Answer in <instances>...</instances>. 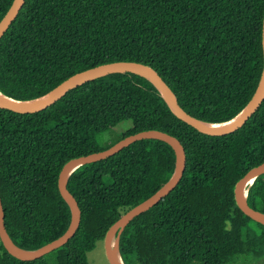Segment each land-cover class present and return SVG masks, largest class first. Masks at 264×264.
Segmentation results:
<instances>
[{
  "label": "trees",
  "instance_id": "1",
  "mask_svg": "<svg viewBox=\"0 0 264 264\" xmlns=\"http://www.w3.org/2000/svg\"><path fill=\"white\" fill-rule=\"evenodd\" d=\"M13 0H0V20ZM264 0H25L0 39V93L26 101L104 63L153 68L195 119L225 123L250 101L262 70ZM144 130L184 148L176 187L119 236L124 264H264V226L236 206L234 187L264 162V100L236 131L202 134L179 120L157 89L131 73L68 91L48 108H0V199L5 229L23 250L62 235L70 210L57 188L69 160ZM173 149L140 140L76 169L66 187L81 212L74 236L40 259L21 261L0 242V264H88L87 254L123 213L160 189L175 170ZM264 213V174L247 191Z\"/></svg>",
  "mask_w": 264,
  "mask_h": 264
},
{
  "label": "water",
  "instance_id": "2",
  "mask_svg": "<svg viewBox=\"0 0 264 264\" xmlns=\"http://www.w3.org/2000/svg\"><path fill=\"white\" fill-rule=\"evenodd\" d=\"M25 0H13L10 7L0 20V39L7 31L11 23L17 17ZM262 57L263 64L259 77V81L255 92L244 109L237 114L233 119L225 123L211 124L199 121L187 114L178 104L177 98L170 87L163 81L159 74L150 66L132 61H116L100 64L98 66L88 68L81 72L75 73L60 83L57 87L51 90L44 96L36 99L19 101L8 98L0 93V108L10 110L19 114H31L42 111L53 105L61 99L68 91L77 88L87 82L110 75L131 73L143 77L149 81L159 92L168 108L179 120L193 127L202 134L210 136H223L232 133L239 129L243 124L256 112L260 104L264 100V14L262 19ZM229 123V124H226ZM226 124V125H224ZM212 125V126H210ZM215 125H222L215 127ZM214 126V127H213ZM160 140L167 143L175 154V170L171 178L154 194L143 200L136 206L130 208L123 213L113 224H111L103 238L104 255L108 264H124L121 257L115 256L114 250L111 247V242L114 240L115 248L118 249L119 236L124 228L138 215L146 212L162 198L167 196L180 181L185 170V152L179 140L175 137L158 130H144L138 133L129 135L110 147L93 152L84 156H79L67 161L61 168L57 178L58 191L69 207L71 218L66 231L58 238L45 244L35 250H23L18 248L9 237L4 225V211L0 199V242L4 249L12 257L21 261H33L42 258L50 252L60 248L66 244L75 234L80 223L81 212L74 197L69 193L66 187L68 177L79 167L92 164L104 160L121 151L123 148L140 140ZM264 174V162L249 169L243 177L235 184L233 193L234 200L238 209L244 216L264 226V213L257 211L248 206L246 202L247 191L253 181ZM246 189L245 195L243 194ZM119 252V251H118Z\"/></svg>",
  "mask_w": 264,
  "mask_h": 264
},
{
  "label": "rangeland",
  "instance_id": "3",
  "mask_svg": "<svg viewBox=\"0 0 264 264\" xmlns=\"http://www.w3.org/2000/svg\"><path fill=\"white\" fill-rule=\"evenodd\" d=\"M123 128L114 129V133L105 132L98 137V142L101 147L114 143L117 138L114 139L116 134L122 133ZM88 264H108L104 255L103 241H98L95 248L87 254Z\"/></svg>",
  "mask_w": 264,
  "mask_h": 264
},
{
  "label": "bare ground",
  "instance_id": "4",
  "mask_svg": "<svg viewBox=\"0 0 264 264\" xmlns=\"http://www.w3.org/2000/svg\"><path fill=\"white\" fill-rule=\"evenodd\" d=\"M226 124H229V123H226ZM226 124H224V125H226ZM210 126H212V125H210ZM218 126H222V125H215V127H218ZM213 127H214V126H213ZM245 192H246V189H245L244 192H243L244 195H245ZM111 247H112L113 250H114V254H115V256L119 259L120 255H119L118 249L115 248L114 240H112V242H111Z\"/></svg>",
  "mask_w": 264,
  "mask_h": 264
}]
</instances>
